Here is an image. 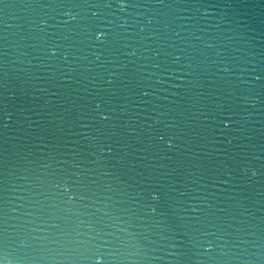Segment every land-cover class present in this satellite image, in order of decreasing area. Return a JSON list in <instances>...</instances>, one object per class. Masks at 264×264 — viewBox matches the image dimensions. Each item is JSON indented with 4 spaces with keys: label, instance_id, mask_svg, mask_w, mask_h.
<instances>
[{
    "label": "water",
    "instance_id": "obj_1",
    "mask_svg": "<svg viewBox=\"0 0 264 264\" xmlns=\"http://www.w3.org/2000/svg\"><path fill=\"white\" fill-rule=\"evenodd\" d=\"M0 264H264V0H0Z\"/></svg>",
    "mask_w": 264,
    "mask_h": 264
}]
</instances>
